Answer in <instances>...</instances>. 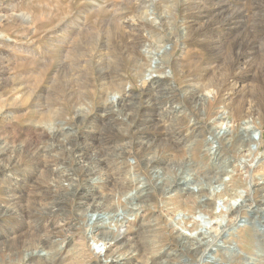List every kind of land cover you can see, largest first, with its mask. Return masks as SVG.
Instances as JSON below:
<instances>
[{
	"label": "rangeland",
	"instance_id": "1",
	"mask_svg": "<svg viewBox=\"0 0 264 264\" xmlns=\"http://www.w3.org/2000/svg\"><path fill=\"white\" fill-rule=\"evenodd\" d=\"M184 1L186 0H171L173 3L172 14L177 16L178 21L187 16L188 22H201L203 27L195 35H190V38L185 41L186 47L184 46V48H182V44H176L173 48L168 46L166 51H149L130 44L125 37L119 35L114 26L109 24L114 10L125 4L126 0H0V138L8 142L10 147H16L15 150H9L7 154L12 158L11 160L19 162L16 172L19 174L37 173L43 167L44 155H52L62 160L65 159L68 170L71 169L69 173L71 172L70 174H73L75 178V182L72 185L73 188L77 187V185L85 186L88 182L87 176H90L89 178L93 179V182L90 183V186H93L92 190L106 193L112 187L111 181H107L110 180L108 177L113 174L112 172L118 173L119 170V166L114 162L116 155L119 154V149L125 146L128 151V165L131 163L130 166H136V163H138L137 172L135 171L134 173H136L137 179L143 180L142 182H147L151 174V176H154L155 173H158L160 177L167 178V176L173 177V172L181 171H184L186 176L189 174V178L196 175L201 176L202 184L205 183L204 185L206 186L213 182L211 180L215 179V173L212 169L216 160L213 162L210 157L203 158L201 156L205 142H201L198 150L193 153L194 156L192 155L191 157L189 147L184 148L179 154V159L172 160V162L171 160L161 159L157 163L156 169L151 166H149L150 168L147 167L144 161L141 162L139 154L141 153L140 143L145 142L146 144L143 149L144 153L148 152L150 148L155 149L157 147L166 150L169 154H173L169 144L165 141L167 134L165 130L161 129V126H163L165 121H169L173 125L174 121L171 120V117L169 120L166 119V116H162L161 109L167 107L165 106L166 100L173 96L176 102L179 101L178 103H181L180 106L188 108L190 103L184 102V90H188L190 84H195L199 87L201 83L199 85L197 83L204 79L208 66L226 69L222 71L224 75L221 73L222 75L217 76L218 80H221L219 83H223L224 80L229 78L231 80H239L240 78L249 81L250 90L248 88L247 92L245 91L246 93L238 99V107L239 109H248V102H250L257 114L264 115V51H262L264 50V0H191L189 8L188 6H182L181 3ZM210 7L212 10H210ZM197 10L200 11L198 12ZM76 40L81 44L77 43ZM131 45L134 46L132 47ZM88 47L90 50H87ZM144 52H149V58L145 57ZM239 57L253 60L251 62L253 66L244 67L245 71L241 75L240 72L234 73L232 71ZM150 60H152V64ZM149 73L155 76L167 75L161 81L155 82L152 79H148ZM244 74L247 75L244 76ZM114 95L116 96L115 100L113 99ZM106 97L109 98L107 107L104 106ZM127 101H130L129 104ZM110 102L111 104H109ZM2 108L4 113H2ZM229 120H233L232 117H229ZM65 122L66 126L64 125ZM197 122L201 128H204L202 140L211 139V131L208 125L199 119H197ZM174 124V127H180L178 123ZM181 124L188 125L189 121L186 120L181 122ZM262 127L264 130V123ZM243 130L242 123L237 122L235 129H232L231 134L228 135V138H231V142L228 141V144L227 141L221 143L220 151L223 152V158L216 162L218 165H215V167L219 166L222 170L230 171L232 166H235L237 169L239 161L235 157V152L233 153L232 151L233 147L235 148L240 144ZM50 134L54 135V138ZM71 134L73 135L71 136ZM254 138L259 141L260 135L254 133ZM25 145L30 146L29 150L25 148ZM115 147H117L116 152H114ZM0 148H3V146H0ZM83 155L88 156V160L85 159L87 163H82L85 168L80 167L78 164L79 158ZM252 159L255 160V164L249 174L246 173V169L241 171L238 169L233 174L237 177L242 176V178L250 177L249 180L254 179L256 182L263 183L264 148L256 151ZM121 161L122 158L119 162ZM94 163L97 166L100 164V168L93 169ZM86 164L88 165L86 166ZM79 168H82V170ZM100 169L101 171H99ZM5 181L10 183L7 184L9 187L14 185V181L11 178ZM224 181L227 184L229 183L228 187L232 189L231 180L224 177ZM122 182H125V179H122ZM150 186H147V188H151L153 192H151L150 198L146 200L145 204L151 206L141 212L138 217H128L131 224L138 227L144 221L145 229H148L149 226H151V229L159 228V230H154L158 232L156 235L159 240H163L165 244L170 245L176 253L175 255L173 254V257L166 258L161 264H207L210 255L203 257L198 262L192 260L183 251L181 255L178 254L181 249L173 239L174 225L170 221L165 203H163L164 200L161 201L159 198L160 190H155V186L152 184ZM211 186H213L211 192L217 188L224 189L223 186H219V183H212ZM6 190V186L0 185V201H4ZM21 190L25 191V189ZM59 198L61 205H65L63 208H65L64 211L66 210L67 213V221H58L55 226H50L46 222L43 224L48 228V231L55 227L54 236L57 239H66L65 246L71 243L73 238L71 236L74 233V240L77 245H83L85 236L82 234L80 227V213L76 211L78 204L81 203V198L72 194L62 195ZM66 198H69V201ZM180 198L181 195L180 197L174 195L170 198L171 200H167L169 202L167 204L174 207L182 200ZM251 198H254L255 201L252 204L253 207L246 205L245 210L242 209L240 211L241 217L236 224L241 229L234 236L236 242L231 241V238L225 239L226 236H224L223 239L215 244L213 251L215 253L219 252L220 256L224 254L227 257L233 251L240 253L245 259L255 260L256 264H264V193L259 191L252 195ZM238 201L240 203V200ZM87 217L89 219L91 215L88 214ZM181 217V214L176 215L175 219H180ZM40 218L41 216L36 217L38 220ZM194 219L195 222L207 223L205 217L195 216ZM20 225L22 226V221L17 216L3 217L0 220V241H3L13 232V229ZM215 226L214 224L211 227ZM128 227L127 224L119 226V232L124 234ZM211 227L203 225L201 231L214 232V230L210 229ZM258 234H260V238ZM258 242H260L259 246ZM92 246L93 249L100 250L99 247L97 249L96 244L93 242ZM99 246L101 245L99 244ZM252 255H257L258 257L255 258ZM3 256L4 254L0 251V259Z\"/></svg>",
	"mask_w": 264,
	"mask_h": 264
},
{
	"label": "bare ground",
	"instance_id": "2",
	"mask_svg": "<svg viewBox=\"0 0 264 264\" xmlns=\"http://www.w3.org/2000/svg\"><path fill=\"white\" fill-rule=\"evenodd\" d=\"M190 2L191 0H186L182 2L181 4L182 6L184 7L188 6L189 8ZM124 3L125 4H122L120 8L114 10L111 16V19L109 21L110 22L109 24L114 26L117 32L119 33V35L122 37H125L130 44H134L136 47L145 48L146 50H149V51H152V50H163V51L165 50L166 51L168 46L173 48L176 44L177 45L182 44V48H184V46L186 47L185 41L188 38H190V35H195L196 32H198L200 28L203 27L202 26L203 24L201 22L200 23L188 22L187 16H184L181 21H178L177 16H174L172 14L173 12L172 4L173 3L171 2V0H126V2ZM198 6H201V5H198ZM201 8L203 9V7ZM210 10H212L211 7H210ZM218 14L220 15V13ZM76 39L78 38L76 37ZM77 43H80V42L77 41ZM87 50H90L89 47ZM144 54L146 58H149L148 57L149 52H144ZM251 62H253V60H248L246 57H242V58L239 57L232 71L234 73L240 72V75H241V73L245 71L244 67L253 66V64L251 65ZM150 63L152 64V60H150ZM206 69L207 70H206L204 79L202 81H199V83H197L198 85L201 83L199 87H197L195 84L189 83L190 86L188 87V90H184L185 91L184 102L185 101L189 102L191 106L189 103H188L189 104L188 108H186L185 106H180L181 103H178L179 101L176 102L175 101L176 99H174L173 98L174 96H173V97H169L168 98L169 100H166L165 106L167 107H165L164 109H161L162 116H166L167 117L166 119H169V120L171 117V120L174 121V123H178L180 125V127L179 126L174 127L173 126L175 125L174 123L173 125H171V122L169 123V121H165L163 126H161V129L165 130L167 134V136L165 135L167 137L165 141L166 143L169 144L171 150L173 151V154H169L166 150L159 149L157 147L155 149L150 148L151 150L148 148L149 151L146 150L148 152L144 153L143 149L146 147V144L145 142L140 141L141 142L140 143L141 153H139L140 159H141V162L142 161L145 162V165L147 167L151 166L152 168L156 169L157 163H159L161 159L171 160V162L172 160L179 159V154L182 152V149L184 148L189 147L191 157L192 155L194 156L193 153L196 150H198V147L200 146L201 142L203 143L205 142V147L203 149L204 151L201 156L203 158L210 157L212 159L211 161L214 162L216 160V162H218V160L220 161L223 158V152L220 151L221 143L227 141V144H228V141L231 142V138H228V135L231 134L232 129H235L236 123L241 122L243 125V129H244L243 134L240 139L241 141L237 147L235 148L233 147V151H232L233 153L235 152L236 154L235 157L239 161L238 162L239 166L237 167V169L235 168V166H232L231 168L232 170L230 169V171L222 170V168L219 166L215 167V165H218V164L214 162L215 164L213 165L212 171L214 170L215 179H212L211 181L213 182H210V184H208L207 186L204 185L205 184L204 182H203L204 184H202L201 176L196 175L195 177L192 176L191 178H189L190 177L189 174H188L189 177L186 176L184 171L175 172V173L172 171L173 177L167 176V178L160 177L158 173H155L154 176H151L152 175L151 174L147 182H142L143 180L140 181V179H137L136 178L137 175L135 176L136 173H134L136 171V168H138V163H136V166H130L131 163H129L130 165H128L127 147L125 148V146L123 147L121 146L122 148L119 149L120 150L119 154L116 155V159L114 161L119 166L118 173L112 172L113 174L112 175L110 174L111 176L108 177V179L110 180H107V181H111V186H112L109 189L110 191L107 190L108 192L101 193V192L92 190L93 186L91 187L90 183L93 182L92 181L93 179L89 178L90 176H87L88 182L85 186L82 185L84 186L83 188L81 185H77V187L73 188L72 185L75 182V178L73 174H70L71 172L69 173L71 169L68 170L69 168L67 166V163L65 162V159L62 160L60 158H57L52 155L50 156L48 154H47L48 156L44 155L45 161H43L44 162L43 167L37 173L31 174L29 172L30 174H19L18 172L15 171L19 162L18 161L14 162L16 160L14 161L11 160L12 158L7 155L9 150H15L16 147L14 146L10 147L8 142L0 138V146H3V148H0V182H1L0 185L1 186L4 185L7 187V190L5 192L6 197L4 201H0V220L3 219V217H10V216L16 217L17 216L22 221V226L20 225L16 227L15 229H13V232L9 234L8 237L3 239V241H0V251L1 253L4 254V256L0 259V264H161L163 263V261L166 260V258L170 256L173 257L176 253H175V250H173L170 245L165 244L163 240H159V238L156 235L158 232L154 231V230H159V228L151 229V226H149L148 229H145L144 224H143L144 221L138 227L133 226L128 219V217H131V216H135V217L140 216L141 212H143L144 210L148 209L151 206V205L145 204L146 200L150 198L151 192H153L151 188H147V186L149 187L151 184L155 186V190L156 189L160 190L159 198L161 201L164 200L163 203H165L164 205L166 206V210L170 217V221L172 225H174L173 226V239L175 243H177V246L181 249V251L178 252L179 255L185 252L188 256L192 258V260L198 261V262L203 257H208L207 255H210L208 257L209 261L207 262V264H246V263L256 264L257 262H255V260L245 259L241 256L240 253L238 254L232 251L229 257L224 256V254L220 256L219 252L215 253L213 249H215V244H217L221 239H223L224 236H226L225 239L231 238V241L236 242L234 236L237 235V233L241 229V227L240 226L237 227V224H236L239 218L241 217L240 211L242 209L245 210L244 208L246 207V205H248V207L249 205L252 206V204L255 202L254 198L253 199L251 198L252 195L256 194L259 191H263L264 193V179H262L263 183H261V182L254 181V179L249 180L250 177L242 178V176L237 177L233 174L234 171L238 169L240 171L243 169H246V173L249 174V172H251V169L255 164V160L252 159L253 155L255 154L256 151L264 148V130L262 129L263 128L262 126L264 123V115L257 114V112L253 110L252 104L250 102H248V106H249L248 109H244V108L239 109L238 107V99L244 93H246L247 89L250 87L249 81L245 79H240V78L239 80H231L230 78L229 79L227 78L228 80H224L223 83L222 82L219 83V81L221 80L220 79L218 80L217 76L222 75L224 73V72L222 73V71L226 69L222 67L216 68L213 66H208ZM166 75L164 74V76L163 75L155 76L152 73L151 74L149 73L147 77L149 80L152 79V81L159 82L163 79V77L166 78ZM245 75L247 74H244V76ZM113 99L114 100L116 99L115 95ZM108 102H109V98L106 97L104 101V106L107 107ZM109 104H111V102ZM154 104H151V105H154ZM2 113H4L3 108H2ZM229 117H232L233 120H229ZM197 119L201 120L206 125H208L211 131V136H212L211 139L202 140L204 128H201L198 125ZM186 120L189 121L188 125L181 124V122H184ZM69 123H70V120H69ZM64 125L66 126V122ZM47 129L46 131H48ZM254 133L256 134L258 133L260 135L259 141L255 140ZM72 135L73 134H71V136ZM51 136H53L54 138V135H51ZM46 143L48 144V142ZM77 146L79 147L78 144ZM25 148L29 150L30 146L25 145ZM116 148L117 147L114 148L115 149L114 152H116ZM201 148H203V146H201ZM121 158H122V161L119 162ZM85 159L88 160V156L83 155L78 160V164L82 168H85L84 166H82V163L85 164L86 162ZM129 159L131 158L129 157ZM87 165L88 164H86V166ZM172 166H173V163H172ZM196 167H197V164H196ZM82 168H79V169L82 170ZM94 168H100V164H98L97 166L96 163H94L93 169ZM99 171H101V169ZM200 172H202V170H200ZM75 176L77 177V175ZM224 177L229 178L231 180L230 184H232V189L228 187L229 183L228 184L225 183ZM9 178H11L14 181V185H11L10 187L7 186V184H10V183L5 181ZM122 179H125V182H122ZM202 179L204 178L202 177ZM212 183H219V186L221 187L223 186L224 189L217 188V189H213V191L211 192V188H213V186H211ZM21 189H25V191H22ZM69 194H72L75 197L81 198V203L78 204L79 206L76 211L80 213L79 215V217L81 218L80 227L82 229V234L85 236L84 237L85 243L83 245H77V243L74 240L75 239L74 238L75 233H74L71 236L73 237L71 239V243L65 246L66 239H57L54 236L55 231H56L55 227L51 231H48V228L43 224L44 222H46L50 226H55L58 221H61V220H64V222L67 221V218H66L67 213H66V210L64 211L65 208H63V206L65 205L63 206L61 205V201L59 197L62 195L67 196ZM174 195H178L179 197L181 195L182 200H180L177 205H174V207H172L167 204L169 203L167 202V200L173 197ZM68 199L67 201H69ZM238 200H240V203ZM88 214L91 215L89 219H87ZM180 214L182 215V217L180 219L179 218L175 219V216L180 215ZM37 216H41L40 220L36 219ZM195 216L205 217V219H207V223L202 224L200 222H195V219H194ZM124 224H127L129 227L127 228L124 234H121L119 232V226H122ZM214 224L216 226L211 227ZM203 225L211 227L210 229L214 230V232L212 231L210 233L208 231L207 232L203 231L204 232L203 233L201 231L203 229ZM258 237L260 238V234H258ZM92 242L96 244L97 249L98 247L100 248L99 251L93 249ZM259 243L260 242H258V246H259ZM99 244L101 246H99ZM253 256L255 258L258 257L257 255H252V257Z\"/></svg>",
	"mask_w": 264,
	"mask_h": 264
}]
</instances>
